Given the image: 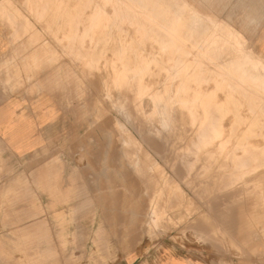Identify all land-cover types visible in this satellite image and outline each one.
I'll return each mask as SVG.
<instances>
[{"label":"rangeland","instance_id":"rangeland-1","mask_svg":"<svg viewBox=\"0 0 264 264\" xmlns=\"http://www.w3.org/2000/svg\"><path fill=\"white\" fill-rule=\"evenodd\" d=\"M99 1L0 0L15 89L56 116L45 148L0 161V264H264V0ZM166 8L201 34L166 44Z\"/></svg>","mask_w":264,"mask_h":264},{"label":"crops","instance_id":"crops-1","mask_svg":"<svg viewBox=\"0 0 264 264\" xmlns=\"http://www.w3.org/2000/svg\"><path fill=\"white\" fill-rule=\"evenodd\" d=\"M16 48L8 46L0 25V161L38 153L47 146L56 129V116L47 92H33L27 86L24 90L15 89V73L21 64V60L12 59ZM249 179L250 175L238 180L229 177L225 185ZM164 264L191 263L171 258Z\"/></svg>","mask_w":264,"mask_h":264},{"label":"bare ground","instance_id":"bare-ground-1","mask_svg":"<svg viewBox=\"0 0 264 264\" xmlns=\"http://www.w3.org/2000/svg\"><path fill=\"white\" fill-rule=\"evenodd\" d=\"M99 1V0H98ZM137 1V0H136ZM140 1V0H139ZM141 1H143V0H141ZM140 1V2H141ZM111 2V1H110ZM128 2V1H127ZM160 0H146V2L144 1V3H147V5L146 6H149L150 5V3H154L155 4V6L156 7H158V4H160ZM38 3V2H37ZM99 3H100V1H99ZM130 3V2H129ZM49 4V3H48ZM116 4L118 5V3L116 2ZM139 4V3H138ZM61 5V4H60ZM140 5V4H139ZM143 4H141V6H142ZM145 5V4H144ZM143 5V6H144ZM182 5V14L184 13V12H187L188 13V6H187V4L184 2L183 4H181ZM160 6V5H159ZM162 6V5H161ZM109 7V6H108ZM128 7V6H127ZM126 7V8H127ZM140 7V6H139ZM156 7H154V8H150V7H148V8H145V10H144V8H142L141 9V7L139 8V9H137V7H135L137 10H139V11H142V12H144L143 14L145 15V14H147V16L149 15V13H150V16H151V13L153 14V12H151V11H153V10H156L157 8ZM163 7V6H162ZM178 7V6H177ZM41 8V7H40ZM106 8H107V6H106ZM122 8H124V10H125V5H124V7H122ZM156 8V9H155ZM160 7H158V9H159ZM161 9V11H162V8H160ZM178 9V11L180 10L179 8H177ZM33 10V9H32ZM150 10V11H149ZM165 9H163V12H165V13H163V15H161L163 18H164V20H162V18H161V23L164 21V26H162V25H160L161 27H165V26H169L170 27V29H171V35L169 36V38H168V40H165L166 41V44H168V45H175L176 47H178L179 46V43H178V40H177V35H181V33H183V32H181L180 30H178V22L176 21V20H174V19H170L169 18V16H168V14L166 15V13H168L170 10L168 9V8H166V10L164 11ZM173 10V9H172ZM175 10H176V6H175ZM45 11H47V10H45ZM120 11H121V9H120ZM126 11L127 12H133V14L134 13H136V12H134V11H132L130 8H127L126 9ZM158 11V10H157ZM159 12V13H161L162 14V12ZM58 12V11H57ZM146 12V13H145ZM155 12V11H154ZM119 13V12H118ZM117 13V14H118ZM159 13H157V15H156V19H155V17L154 16H152V17H154V20H160L159 18H157L160 14ZM176 13V12H175ZM35 14V13H34ZM123 14H124V12H123ZM125 14H126V12H125ZM132 14V13H131ZM159 14V15H158ZM172 14H173V11H172ZM177 14V13H176ZM175 14V15H176ZM114 15H116V14H114ZM155 15V14H154ZM174 15V14H173ZM113 16V15H112ZM118 16V15H117ZM123 16V15H122ZM140 16V15H139ZM160 16V17H161ZM171 16V15H170ZM125 18H126V16H124ZM127 17H128V15H127ZM152 17H150L152 20H153V18ZM124 18V19H125ZM192 18V17H191ZM94 20H98V17H96V18H93ZM127 19V18H126ZM139 19V18H138ZM141 19V18H140ZM144 20H146V21H148L149 22V24H148V26H149V28H153V29H156V30H159L158 29V27L156 26V24H158L159 22H156V21H153V24H151V22H150V20L151 19H148V18H143ZM192 20V19H191ZM190 20V21H191ZM141 21H143L142 19H141ZM146 21H144V22H146ZM198 21H200V22H207L208 24H209V26H211V27H213V28H215L216 29V32H217V35H218V43L220 42V41H223L224 43L223 44H228V45H230V44H232V40H233V33L232 32H226V29L225 28H223L222 27V25H218L217 24V22H214L213 20H211V18L208 16V15H205L204 14V16H202ZM194 22V21H193ZM192 22V23H193ZM160 23V24H161ZM73 24V23H72ZM187 24H189V22L187 21ZM191 24V23H190ZM205 24V23H204ZM141 26H143V27H145V25L144 24H141ZM191 26V25H190ZM194 26V25H193ZM197 26V25H196ZM204 26H207V25H204ZM111 27V26H110ZM168 27V28H169ZM167 28V29H168ZM191 28V27H190ZM207 28H208V26H207ZM165 29H166V27H165ZM186 29V28H185ZM195 29H197V28H195ZM74 31V30H73ZM184 31V30H183ZM187 31V30H186ZM159 32V31H158ZM164 33V32H163ZM198 33V34H197ZM159 34V33H158ZM183 34H185V33H183ZM186 34L188 35V36H192V35H199V34H201V33H199V31H198V29L196 30V31H193V30H191L190 32H186ZM185 34V35H186ZM238 34H239V32H238ZM240 35V34H239ZM167 36V35H166ZM165 36V37H166ZM110 37V36H109ZM168 37V36H167ZM236 37H237V35H236ZM239 37V36H238ZM90 38V37H89ZM161 38V37H160ZM185 38V37H184ZM83 38L82 37H79V36H74V37H72V39L70 40V42H71V44H81L82 42H83V40H82ZM91 39V38H90ZM200 39V38H199ZM240 39V38H239ZM159 40V39H158ZM157 40V41H158ZM163 40V39H162ZM190 40V39H189ZM207 40H209V37H208V39ZM102 41V40H101ZM160 41V40H159ZM164 41V42H165ZM193 41V40H192ZM200 41H202V40H200ZM214 41V40H213ZM195 42V41H194ZM206 42V41H205ZM104 43V42H103ZM192 43V42H191ZM208 43V42H207ZM211 43V42H210ZM217 43V44H218ZM165 44V45H166ZM194 44V43H193ZM220 44V43H219ZM221 44H222V42H221ZM234 44V43H233ZM206 45V44H205ZM212 45V44H211ZM227 45V46H228ZM213 47H214V45H212ZM217 46V45H216ZM220 46H222V45H220ZM132 47V46H131ZM166 47V46H165ZM169 47V46H168ZM176 47H175V49L174 50H176ZM218 47L219 46H217V49H218ZM223 47H224V45H223ZM193 48V47H192ZM192 48H190V49H192ZM73 50L75 49V48H72ZM166 49V48H165ZM216 49V50H217ZM220 49V48H219ZM218 49V50H219ZM225 49V48H224ZM211 50H213V49H211ZM215 50V51H216ZM228 50L229 51H227V53H232L231 51H232V49L229 47L228 48ZM166 51V50H165ZM176 51H179V50H176ZM176 51H174L175 53H176ZM220 51V50H219ZM73 52V51H72ZM198 52V51H197ZM100 53V52H99ZM127 53H128V51H127ZM189 53V52H188ZM206 53V52H205ZM207 53H208V55L210 54L211 55V53H213V52H211V51H207ZM85 54H86V52H85ZM114 54V53H113ZM212 55H214V53L212 54ZM234 55V54H233ZM240 55V54H239ZM250 55L251 54H248V56L246 55V56H243V57H241V56H239V57H237L236 59L237 60H239L240 61V59L241 58H244V57H250ZM236 56H238V55H236ZM77 57V56H76ZM177 57V56H176ZM204 57H206V56H204ZM234 57V56H233ZM228 58V57H227ZM230 58H232V57H230ZM229 58V59H230ZM248 59H251V57L250 58H248ZM253 59V58H252ZM93 60V59H92ZM177 60V59H176ZM217 60V59H216ZM246 61H247V58L245 59ZM244 60V61H245ZM180 61V60H179ZM182 61V60H181ZM195 61V60H194ZM212 61V60H211ZM183 64V63H182ZM243 65V64H242ZM178 66V65H177ZM244 66V65H243ZM248 66V65H247ZM246 66V67H247ZM251 66V65H250ZM256 70H259V72H257V73H260L258 76H254V75H257V73H254L253 71H251L250 72V70H249V74L248 75H250V76H252V77H255L256 78V82H259L260 83V87H262V89L264 88V59L263 58H259V60H258V67L256 66ZM239 69H240V67H239ZM248 69H249V66H248ZM143 70H144V68H143ZM254 70V69H253ZM226 72V71H225ZM242 72H243V70H242ZM246 72V71H245ZM247 73V72H246ZM254 73V74H253ZM181 74V73H180ZM232 75V74H231ZM247 75V74H246ZM221 76V75H220ZM132 77H133V75H132ZM247 77V76H246ZM249 78H251V77H249ZM185 82H188V81H185ZM241 82V81H240ZM227 86V85H226ZM229 86H231V85H229ZM228 86V87H229ZM182 87H184V88H187V86L186 85H182ZM232 87H233V85H232ZM236 86H234L233 88H235ZM137 88H140V87H137ZM231 88V87H230ZM232 88V89H233ZM242 88V87H241ZM145 89V88H144ZM236 89V88H235ZM234 89V90H235ZM238 90V89H237ZM236 90V91H237ZM254 90V89H253ZM257 90V89H256ZM260 90V89H259ZM262 91V90H261ZM263 92V91H262ZM242 94V93H241ZM247 96V95H246ZM263 96V95H262ZM264 102V101H263ZM146 103V102H145ZM235 107V106H234ZM211 115V114H210ZM210 120V119H209ZM183 122V123H182ZM180 123L182 124V125H185V123H187V122H185L184 120H180ZM209 126H211V125H209ZM213 126V125H212ZM206 128V127H205ZM213 129V128H212ZM264 129V128H263ZM217 132V131H216ZM225 132V131H224ZM217 133H219V132H217ZM221 133V132H220ZM214 134V133H213ZM200 135V134H199ZM219 135V134H218ZM198 136V135H197ZM197 138V137H196ZM198 140V139H197ZM202 142V141H201ZM207 144V142L206 141H203V144L201 143V149L202 148H204L203 146H205ZM199 151V150H198ZM207 152V151H206ZM201 152L199 151V154H200ZM206 157H209V154H207L206 155ZM211 157V156H210ZM213 161V160H212ZM195 166V165H194ZM194 166H189L188 167V176L190 175V172L192 171V169L194 168ZM221 167V166H220ZM203 169V168H202ZM221 169V168H220ZM232 171V170H231ZM212 181V180H211ZM214 183V182H213ZM153 212H154V210H152Z\"/></svg>","mask_w":264,"mask_h":264}]
</instances>
